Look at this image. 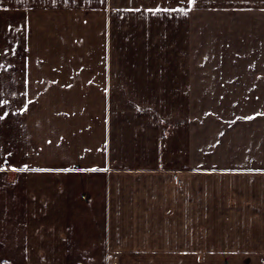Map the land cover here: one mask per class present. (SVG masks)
Returning <instances> with one entry per match:
<instances>
[{
	"label": "crops",
	"instance_id": "obj_1",
	"mask_svg": "<svg viewBox=\"0 0 264 264\" xmlns=\"http://www.w3.org/2000/svg\"><path fill=\"white\" fill-rule=\"evenodd\" d=\"M5 102L0 264H264V0H0Z\"/></svg>",
	"mask_w": 264,
	"mask_h": 264
},
{
	"label": "snow or ice",
	"instance_id": "obj_2",
	"mask_svg": "<svg viewBox=\"0 0 264 264\" xmlns=\"http://www.w3.org/2000/svg\"><path fill=\"white\" fill-rule=\"evenodd\" d=\"M187 3L189 5H195L196 4V0H187ZM149 12H152L153 14H156V13H170V12H179V13H182L183 15L187 16L188 15V12L185 10V8L181 7V8H174V9H169V8H156V9H148ZM29 103H31V101H29ZM6 106V102H5V105H0V109H2L3 107ZM24 110L27 111V105H24ZM6 118V114L3 112V111H0V120H3ZM247 119H253V117H248ZM8 156L11 155V153H8L7 154ZM0 159L6 161L7 159V156H5L4 154L0 153ZM6 169L0 165V172H3L5 171ZM12 171H18L17 168H11ZM20 171H27V166H25L23 169H19ZM72 169H67L66 171H71ZM33 171H45L43 169H33ZM93 171H95V169H93Z\"/></svg>",
	"mask_w": 264,
	"mask_h": 264
}]
</instances>
